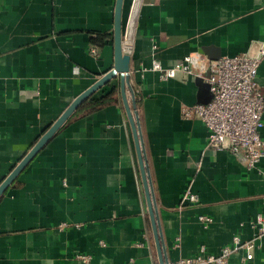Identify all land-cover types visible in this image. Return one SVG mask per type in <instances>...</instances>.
<instances>
[{"label": "crops", "instance_id": "0c3cea01", "mask_svg": "<svg viewBox=\"0 0 264 264\" xmlns=\"http://www.w3.org/2000/svg\"><path fill=\"white\" fill-rule=\"evenodd\" d=\"M115 4L0 0V183L70 104L113 68ZM93 32L112 38L98 46ZM262 40L264 0L142 4L131 80L169 262L217 255L238 237L256 244L254 257L243 261L241 248L227 264H264V157L248 169L229 150L208 149L204 122L183 117L182 108L209 103V84L181 73L162 79L153 61L171 67L196 52L218 59ZM258 81L264 95V60ZM114 87L111 102L92 108ZM118 87L115 77L91 95L0 197V264H160ZM189 189L197 202H182Z\"/></svg>", "mask_w": 264, "mask_h": 264}, {"label": "built area", "instance_id": "2783aa9c", "mask_svg": "<svg viewBox=\"0 0 264 264\" xmlns=\"http://www.w3.org/2000/svg\"><path fill=\"white\" fill-rule=\"evenodd\" d=\"M92 51L96 54L95 48ZM263 60L264 40L254 43L246 52L216 60L202 52L187 55L171 67H164L160 61L154 60L152 69L158 71L162 79L177 77L179 73L186 79L196 76L203 78L210 86L211 101L184 106L183 117H198L204 122L209 131L208 149L229 150L248 169H254L264 157V138L261 135L264 127V95L258 81ZM198 200L197 194L190 189L182 198V202ZM257 222L261 224L262 218L259 217ZM260 227L262 234L264 226ZM255 246L254 242L243 243L236 237L235 246L225 247L217 255L202 253L170 264H227L230 255L241 248L247 252L242 260H251ZM129 264L134 262L130 261Z\"/></svg>", "mask_w": 264, "mask_h": 264}, {"label": "water", "instance_id": "95a60500", "mask_svg": "<svg viewBox=\"0 0 264 264\" xmlns=\"http://www.w3.org/2000/svg\"><path fill=\"white\" fill-rule=\"evenodd\" d=\"M126 0H116L114 12V66L91 87L80 94L60 117L44 132L22 160L13 168L9 175L0 183V197L16 180L19 174L36 157L41 149L50 141L70 116L97 90L117 77L119 93L128 114L136 143V149L144 184L146 199L160 264H170L164 236L161 227L159 207L154 182L151 175L141 119L138 111V101L135 87L131 80V60L135 43V33L140 10L144 0H132L127 18H124ZM212 59V58H210ZM219 59V58H218ZM216 60V59H213ZM130 101L132 104H130Z\"/></svg>", "mask_w": 264, "mask_h": 264}, {"label": "trees", "instance_id": "16d2710c", "mask_svg": "<svg viewBox=\"0 0 264 264\" xmlns=\"http://www.w3.org/2000/svg\"><path fill=\"white\" fill-rule=\"evenodd\" d=\"M112 38L111 34L108 33H104V32H93L91 35V42L95 45L98 46H103L105 45V43ZM116 94V88L114 87L113 90H111L110 92H108L105 96H103L100 99H97L95 101H93V103H91L90 105L92 106V108H99L100 106H103L109 102H111ZM88 102L85 101L84 105H87Z\"/></svg>", "mask_w": 264, "mask_h": 264}]
</instances>
